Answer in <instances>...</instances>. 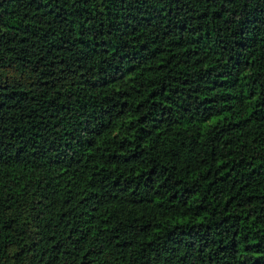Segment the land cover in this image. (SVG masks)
Instances as JSON below:
<instances>
[{"label":"trees","instance_id":"1","mask_svg":"<svg viewBox=\"0 0 264 264\" xmlns=\"http://www.w3.org/2000/svg\"><path fill=\"white\" fill-rule=\"evenodd\" d=\"M0 264H264V0H0Z\"/></svg>","mask_w":264,"mask_h":264}]
</instances>
